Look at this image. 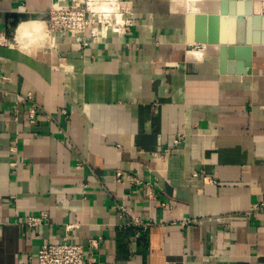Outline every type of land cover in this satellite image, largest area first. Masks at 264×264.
<instances>
[{
  "label": "crops",
  "instance_id": "1",
  "mask_svg": "<svg viewBox=\"0 0 264 264\" xmlns=\"http://www.w3.org/2000/svg\"><path fill=\"white\" fill-rule=\"evenodd\" d=\"M56 1L0 0V264L65 238L98 264H264V45L248 74H222L230 6L125 0L130 35L20 48L18 26Z\"/></svg>",
  "mask_w": 264,
  "mask_h": 264
},
{
  "label": "built area",
  "instance_id": "2",
  "mask_svg": "<svg viewBox=\"0 0 264 264\" xmlns=\"http://www.w3.org/2000/svg\"><path fill=\"white\" fill-rule=\"evenodd\" d=\"M132 13L128 9L125 0H72L71 4L65 0H58L53 3L48 17L45 20L46 28L51 35V40L55 43L60 37L66 43L73 42L74 38L81 40L74 45L85 47L91 43H98L100 40L110 35L126 36L130 35L133 26ZM26 100L32 102L29 110V119L35 121L38 105L34 104L33 96L29 94ZM185 139V134H177L173 140V147H178ZM13 150H15L13 148ZM171 149L164 150V155H168ZM157 154H155L156 156ZM118 180H123L121 172L116 173ZM130 183H139L136 178H130ZM264 208L263 204L255 205L253 211L256 212ZM125 213L126 210L121 208ZM43 213L38 216L29 217L27 224L30 227L38 226L46 218ZM188 223V220L184 221ZM137 225L144 224L143 221L135 219ZM91 247H98L99 241L92 240ZM94 258H88L85 247L71 242L65 238L57 244H43L38 252L37 264H98Z\"/></svg>",
  "mask_w": 264,
  "mask_h": 264
},
{
  "label": "water",
  "instance_id": "3",
  "mask_svg": "<svg viewBox=\"0 0 264 264\" xmlns=\"http://www.w3.org/2000/svg\"><path fill=\"white\" fill-rule=\"evenodd\" d=\"M230 14L238 16L236 26V39L235 44L231 46L220 45L219 62L220 70L222 74H236L246 75L248 74V68L252 65V46L253 45H264V32H259V28L263 27L264 30V14L253 13V0H239L238 12L235 10L234 2L229 4L227 0H221V12L222 15ZM246 15V18L243 16ZM247 22L254 23L255 32L252 40L247 42L246 40V25ZM205 44V42H199ZM247 45V46H245ZM238 57H237V56ZM237 57V63L233 59Z\"/></svg>",
  "mask_w": 264,
  "mask_h": 264
},
{
  "label": "bare ground",
  "instance_id": "4",
  "mask_svg": "<svg viewBox=\"0 0 264 264\" xmlns=\"http://www.w3.org/2000/svg\"><path fill=\"white\" fill-rule=\"evenodd\" d=\"M263 5V3H262ZM17 44L23 50L32 51L30 46L33 44H40V46L50 45L51 35L46 28L44 21L39 19H30L23 21L17 29L16 38Z\"/></svg>",
  "mask_w": 264,
  "mask_h": 264
}]
</instances>
